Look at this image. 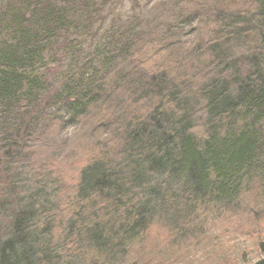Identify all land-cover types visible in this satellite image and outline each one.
<instances>
[{
  "label": "trees",
  "instance_id": "trees-1",
  "mask_svg": "<svg viewBox=\"0 0 264 264\" xmlns=\"http://www.w3.org/2000/svg\"><path fill=\"white\" fill-rule=\"evenodd\" d=\"M109 1L0 0V264H207L264 210V0Z\"/></svg>",
  "mask_w": 264,
  "mask_h": 264
},
{
  "label": "rangeland",
  "instance_id": "rangeland-1",
  "mask_svg": "<svg viewBox=\"0 0 264 264\" xmlns=\"http://www.w3.org/2000/svg\"><path fill=\"white\" fill-rule=\"evenodd\" d=\"M158 1L110 0L106 9V25L113 19L116 21L125 20L134 12V9L138 10L140 7L147 6L152 8ZM162 4H158L157 9ZM75 130L74 127L70 128L67 133H73ZM68 164V170H75L79 166V162L68 161ZM74 170L71 175L74 174ZM258 211L259 217H257L260 219L257 221V217L251 220L245 217L247 215L244 218L232 215L233 217H228L227 220L222 218L217 221L213 228L207 227L205 239L200 245L191 249L190 258L197 260V263L205 258L207 264H253L262 258L259 246L264 242V210L259 209Z\"/></svg>",
  "mask_w": 264,
  "mask_h": 264
}]
</instances>
